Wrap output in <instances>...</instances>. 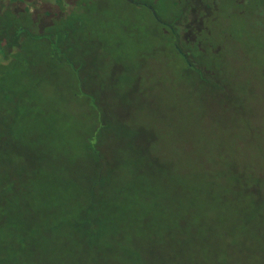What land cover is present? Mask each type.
<instances>
[{
    "label": "rangeland",
    "instance_id": "374dc122",
    "mask_svg": "<svg viewBox=\"0 0 264 264\" xmlns=\"http://www.w3.org/2000/svg\"><path fill=\"white\" fill-rule=\"evenodd\" d=\"M83 1L86 4L85 17L81 20L83 33L72 41L75 43L73 54L85 58L86 80L101 68H97L92 61L88 63L83 51H94L95 46L100 44V48L103 47L114 57L121 58L117 66H109L113 68L111 90L119 94L127 91L129 86L125 85L128 83H121L127 80L138 85L137 97L130 104L123 120V137L115 142L121 146L125 156H128V161H137V168L128 166L125 172L120 173H146L147 169L144 167L151 164L153 170L149 169L148 173L154 176L156 186L145 185L144 189H158L154 196L153 192L145 191L149 195L144 204L149 212L146 218L127 221L124 217L122 221L111 224L112 227L107 224L92 249L83 250L82 246L79 249L76 243H71L70 238L67 243L60 240L59 244H54L59 251L51 250L50 257L57 260L64 258L62 264H130L123 261L118 249L112 252L114 241L109 235L116 228L118 233L137 235L136 238L133 237L134 242L129 241V247H126L140 253L136 264H219V260L223 264H264L263 241L255 244L240 238L230 241L224 236L217 237L211 227H198V223H203L199 222L203 218L201 208L215 211L212 214L213 224L220 220L219 210L216 208L219 206L216 200L219 196L215 193L218 191L215 187H205L211 194L207 196L208 203L205 204L202 202V195H196L181 184H177L182 190L178 191L174 201L172 191L176 189L173 179L183 176L180 180L187 178L189 182H194L197 178L190 175L196 176L203 171L208 176L207 172L217 171L218 161L224 157L248 160L256 173L264 175L263 9L250 0L245 3L244 18H240L235 12L236 7L232 9L234 0H219L217 6L210 5L211 36L202 43L206 46L205 49L218 48L216 54L204 56L207 65L213 63L216 66L215 79L224 77L228 95L221 97L222 95L216 96V93L195 86L193 77L177 72L174 64L181 63L171 57L167 49L160 50L153 56L143 54L139 61L135 59V55L140 54L139 50L151 49L145 43L146 35L150 29L155 30V25L151 26L149 23L150 14L141 5H134L131 4L134 2L126 0H76L73 6L75 11L80 12ZM147 1L153 3L159 16L164 19L177 11L174 4L176 0ZM194 3L205 11V5L212 3V0H195ZM23 5L18 4L19 8ZM13 8L18 10L14 5ZM42 9L37 6V11ZM27 10L29 12L30 9L27 7ZM21 19L26 23L27 15H23ZM57 27L60 25L55 26L56 29ZM9 35L6 32L7 38ZM0 42L3 43L1 40ZM21 50L28 59L24 61L25 69L23 61L17 58L6 69L7 73L2 80L16 94L21 110L26 105L29 106L27 112L31 108L36 109L35 104L43 107L46 105V115L42 116L39 112L36 117L31 113L23 116L30 123L33 122L28 132H37L38 126L40 128L48 119L55 117L57 131L60 133L58 142L62 140V136L69 142L78 140L77 131L83 132L93 124L87 114L89 107L86 106L87 102L92 101V95L85 89L75 88L70 69L51 59L44 48L29 44L22 45ZM187 53L190 54L188 51ZM105 56L108 62L110 56L108 53ZM200 59L203 60V56ZM102 60L101 57L97 58V63L103 65ZM0 63L3 64V60ZM73 64L77 65L76 62ZM103 73L106 74L100 77L101 80L109 83L110 73ZM69 85L72 86L71 89L68 88ZM22 89L27 91L23 94ZM35 92L42 94L37 95ZM104 92L107 97L111 96L110 85L105 87ZM46 96L50 97L46 99ZM92 103L95 106L93 101ZM114 111L120 110L117 107ZM166 162L171 166L158 170V164ZM210 177L211 175L208 176ZM43 188L48 190L46 193L49 190L56 191L51 186ZM28 193L20 191L11 198L17 201L18 197H25ZM29 197L28 195L25 200ZM155 203L160 206H154ZM189 214H192L189 220L185 219ZM246 215L247 213H242V218ZM239 219L237 216L234 220L237 222ZM63 230L64 228L60 230V234ZM42 247L44 250L46 245L43 244ZM33 255L37 258L39 252ZM58 264L61 263L58 261Z\"/></svg>",
    "mask_w": 264,
    "mask_h": 264
},
{
    "label": "trees",
    "instance_id": "16d2710c",
    "mask_svg": "<svg viewBox=\"0 0 264 264\" xmlns=\"http://www.w3.org/2000/svg\"><path fill=\"white\" fill-rule=\"evenodd\" d=\"M3 1L5 2L0 1V40L3 42H0V60L4 62L0 63V264H58V261L62 264L64 258L57 260L49 255L51 250L59 251L54 245L56 242L59 244L61 240L67 243L70 238L71 243H76L79 249L81 246L83 250L92 249L107 224L114 225L124 217L127 221H134L136 218L142 220L149 215L144 206L149 198L145 191L153 192L154 196L158 188L147 190L144 186H156L154 176L148 173L153 167L151 164L146 165V173L142 174H121L120 171L125 172L128 166L137 168V161H128L121 146L115 143L123 137V120L130 104L137 97L138 85L127 80L121 82L128 83L125 85L129 86L127 91L119 94L111 90L113 68L109 66H117L121 58L114 57L103 47L100 48V44L89 53L87 49L88 55L83 51L88 63L92 61L97 68H101L86 80L85 58L73 54L75 43L72 41L83 33L81 20L86 12L84 1L80 12L73 8L76 0H13L18 9L16 11L7 7L9 3L6 0ZM194 1L176 0L174 4L177 11L168 16V19L159 16L153 3L147 0L146 3H138L150 14L149 23L151 26L155 25L156 31L148 29L145 43L151 49L139 50L140 54L135 55V59L139 61L143 54L153 56L154 53L167 49L171 57L181 63L174 64L177 72L193 77L195 86L224 97L228 95L224 77L216 80V66L213 63L207 65L205 62V56L216 54L218 48L205 49L206 46L202 43L211 36L210 5L217 6L219 0L207 3L205 11ZM234 1L232 9L236 7L235 12L240 18H244L245 3L250 0ZM251 1L264 11V0ZM44 2L49 7L57 4L61 13L54 15L52 7L46 12L37 11V6L44 8ZM19 3L24 5L19 8ZM27 7L34 10L30 9L29 13ZM5 15L7 16L4 17ZM23 15H27L26 23L21 19ZM58 25L60 27L56 29L55 26ZM6 32L10 33L8 38L5 36ZM29 44L44 48L51 59L70 69L75 88L85 89L92 95L90 98L95 106H92V101L87 102L86 106L89 107L87 114L93 124L83 132L77 131L78 140L69 142L62 136V140L58 142L60 133L57 131L55 117L48 119L40 128L38 126L37 132H28L33 122L30 123L23 116L31 113L36 117L39 112L42 116L46 115V105L43 107L35 104L36 109L31 108L28 112L29 106L26 105L21 110L16 94L6 87L2 79L7 73L6 69L17 58L24 65L27 55L21 52V46ZM88 44L87 41L86 45ZM2 49L5 50L1 52ZM106 53L110 56L108 62ZM199 55L204 59H200ZM100 57L104 66L97 63V58ZM104 71L110 73L109 83L100 78L106 74ZM109 85L112 92L107 97L104 91ZM68 88L71 89L72 86L69 85ZM22 90L23 94L27 91ZM40 94L42 93H37ZM49 97L46 96V99ZM39 99L41 100L40 97ZM117 107L120 111L113 112ZM158 165V170L171 166L168 162ZM251 165L248 160L224 157L219 159L217 171L207 172L208 176L211 175L210 178L203 174L204 171L196 176L190 175L197 178L194 182H189L187 178L180 180L183 176L177 177L173 179V186L178 189L172 190L173 201L178 191L182 190L177 184L188 187L196 195H202L203 204L208 203L207 196H211L205 187H215L218 190L215 193L219 196L216 198L219 204L216 208L219 210L220 220L213 224L212 214L215 211L201 208L203 218L199 222L203 223H198V227H211L217 237L224 236L230 241L240 238L254 244L258 241L264 242V175L256 173ZM46 186H51L56 191L49 190L46 193L48 190L43 188ZM20 191L29 193L13 201L11 196ZM28 195L30 197L25 200ZM154 206L160 205L155 203ZM242 213H247L246 217L242 218ZM191 216L189 214L185 219L189 220ZM237 216L240 219L236 222L234 219ZM150 217L154 218L151 215ZM193 219L195 221L194 215ZM62 228L64 230L60 234ZM136 236L118 233L115 228L109 235L114 241L112 252L118 249L124 262L136 264L140 253L136 249L126 248L129 247L128 242H134L133 237ZM43 244L46 245L44 250ZM36 252H39L37 258L33 255ZM219 264L223 263L219 260Z\"/></svg>",
    "mask_w": 264,
    "mask_h": 264
},
{
    "label": "flooded vegetation",
    "instance_id": "af4514ba",
    "mask_svg": "<svg viewBox=\"0 0 264 264\" xmlns=\"http://www.w3.org/2000/svg\"><path fill=\"white\" fill-rule=\"evenodd\" d=\"M0 1H2L3 3L5 2V1H3V0H0ZM9 4L7 5V7L8 8H10L11 10H13L14 8H13V5H14V1L13 0H6ZM127 2L129 1H131V2H134V3H131V4H134V5H137L138 3H140V2H142L143 0H126ZM145 2V1H144ZM146 3V2H145ZM10 6V7H9ZM146 6V5H145ZM43 9L42 10H44L45 12L47 11V10H49L48 8H50V7H52V9H53V13H54V15H56V14H60L61 13V11H60V8H59V6L57 5V4H53V6H47L46 5V2H44V4H43ZM31 9V8H30ZM33 10H34V8H33Z\"/></svg>",
    "mask_w": 264,
    "mask_h": 264
}]
</instances>
